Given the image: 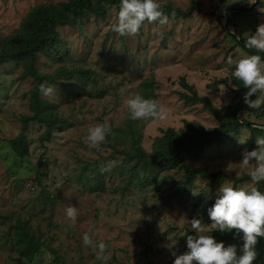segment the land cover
Masks as SVG:
<instances>
[{
    "label": "rangeland",
    "instance_id": "1",
    "mask_svg": "<svg viewBox=\"0 0 264 264\" xmlns=\"http://www.w3.org/2000/svg\"><path fill=\"white\" fill-rule=\"evenodd\" d=\"M67 1L0 0V40L20 26L34 5ZM159 2L168 22H145L133 35L113 31L116 6L107 7L104 19L90 15L77 26L58 28L67 49L65 58L55 61L40 55L37 68L47 74H55L59 67L69 72L46 85L56 87L52 95L41 93L55 105L64 123L45 139L46 127L30 122L25 131L30 153L24 158L17 156L9 140L23 130L21 117L32 112L35 80L24 77L23 67L15 62L0 65V264H21L13 242L18 223L27 224L44 244L25 264H173L172 252H185L186 235H195L191 219L214 203L222 184L258 188L251 180L235 181L248 171L241 167L242 153L257 148L256 137L264 136L245 126L220 144L213 143L199 157L185 155L176 169L150 172L130 161L131 128L140 145L153 153L156 140L169 127L188 132L186 121L206 129L220 124L204 101L185 98L192 96L190 87L226 120L233 119L231 112L240 96L231 76L234 65L228 60L250 54L239 47L232 33L238 31L247 38L264 24V0L252 4L247 0ZM237 7L247 9L232 11ZM170 9L189 11L190 16L173 18ZM147 82H152V89L145 96L142 85ZM136 95L164 106L167 118L132 120L127 101ZM263 109L264 104L245 106L237 117L264 129ZM101 123H107L112 132L98 148H89L88 129ZM134 165L139 180L131 172ZM192 166L222 175H197L187 184L185 174ZM193 190L202 192L193 196ZM70 206L78 209L75 221L66 216ZM85 233L94 242H105L102 256L106 260L97 257V249L83 244ZM205 234L221 240L227 233ZM169 236L176 243L171 250ZM258 262L264 264V260Z\"/></svg>",
    "mask_w": 264,
    "mask_h": 264
},
{
    "label": "trees",
    "instance_id": "2",
    "mask_svg": "<svg viewBox=\"0 0 264 264\" xmlns=\"http://www.w3.org/2000/svg\"><path fill=\"white\" fill-rule=\"evenodd\" d=\"M108 6H116L119 8L120 0H69L60 4H37L30 8L22 19L20 26L11 35L0 40V65L15 62L23 67L24 77H30L35 80V85L31 93L32 98L30 100L32 112L29 115L21 117L24 124L23 130L16 138L9 140L12 148L20 158H24L30 153L25 133L30 122L40 123L46 127L45 139H50L55 128L64 123V119L58 115L55 105L41 96L40 85L42 83L45 85L54 84L57 81L58 75L68 74L69 72L64 67H59L55 74L42 73L37 68L40 55H45L55 61H62L65 58L64 54L67 49L65 42L59 35L58 28L61 26H77L83 19L90 15L104 19L107 16ZM170 12L173 18L180 16L186 18L190 16L189 11L180 9H170ZM232 14L235 13L233 12ZM232 35L236 43L244 51L250 55L258 54L264 60V53L245 47L247 38H241L238 31L232 33ZM151 83L147 82L142 85L145 87V96L150 95L149 93L152 89ZM234 83L237 94L240 96V101L235 104L231 112L233 119L226 120L208 99L198 96L197 91L190 87L192 96H185V98L204 101V105L213 113L220 124L214 128L206 129L199 123L186 121L188 132L183 128L176 130L175 128L169 127L163 130L162 137L156 140L153 153H148L140 145L137 133L131 128L132 150L128 154L130 161L135 160V165L139 164L144 169L150 168V172L152 170H172L182 166L185 155H191L193 157L201 156L213 143L220 144L224 137L233 131H237L239 127L245 126L259 133H264L263 128L252 126L249 124L250 122L237 117L239 112L245 106H248L244 102V94H242L247 89L238 81L234 80ZM251 98L255 99L256 94H253ZM261 115H264V109ZM135 165L131 168V172H135L133 177L139 180V174L137 173L138 171H135ZM197 175L205 178H217L222 174L221 172L211 174L205 168L192 166L186 171V183L190 184ZM133 177L132 180H134ZM246 180H251L247 174L235 178L237 183ZM102 181L99 178L97 181L98 185L101 186L103 184ZM257 185L258 190L264 191V181H261ZM211 205L209 204L206 208L204 207L198 216L204 226H209L211 223L207 214V209ZM229 237L233 241L228 240ZM13 240L19 248V262L21 264L32 261L38 255L41 248L44 247L43 242L24 223L15 225ZM221 240L235 244L238 247L242 243L239 237L233 238L229 233ZM256 247L258 255L253 264H259L258 261L264 260V238L259 239Z\"/></svg>",
    "mask_w": 264,
    "mask_h": 264
},
{
    "label": "clouds",
    "instance_id": "3",
    "mask_svg": "<svg viewBox=\"0 0 264 264\" xmlns=\"http://www.w3.org/2000/svg\"><path fill=\"white\" fill-rule=\"evenodd\" d=\"M247 2L252 4L256 0ZM168 20L169 16L163 11L159 0H120L117 23L113 25V31L120 35H133L139 32L145 22L164 25ZM245 47L264 53V24H260L247 37ZM228 64L234 65L231 72L234 80L247 89L243 96L244 102L250 108H260L264 104V95H258L264 94V60L260 55L252 54L235 61L230 58ZM55 91V86H46L44 83L40 85V92L45 96H50ZM253 94H256L255 99L251 98ZM127 108L132 120L167 118L164 106L141 95L130 98ZM111 132L112 129L107 123L97 124L88 129L85 143L89 148H98ZM238 142L244 144L246 140L239 139ZM256 144L257 148L254 150H245L242 153L240 164L248 169L247 175L251 181L259 184L264 181V136L256 137ZM250 164L253 166L249 167ZM233 170L228 168V171ZM201 192L193 190L192 195L196 196ZM78 214L76 207L70 206L66 209V216L73 221ZM207 214L211 221L210 229L202 225L200 218H192L191 228L195 235H186L185 252L179 255L172 252L175 256L173 264H253L258 255V241L264 238V191L256 187L242 188L222 184L216 190L214 203L208 207ZM213 231L229 233L233 238L239 237L242 243L238 247L225 240H218L212 234H205ZM168 240L170 243L167 247L171 250L176 243L170 236ZM82 241L85 246L97 249L98 258L107 259L102 256L106 250L105 242H94L88 233L83 234Z\"/></svg>",
    "mask_w": 264,
    "mask_h": 264
},
{
    "label": "water",
    "instance_id": "4",
    "mask_svg": "<svg viewBox=\"0 0 264 264\" xmlns=\"http://www.w3.org/2000/svg\"><path fill=\"white\" fill-rule=\"evenodd\" d=\"M247 9V7H237V8H232V11H243ZM227 21H226V28H229V20H228V16L230 15L229 11L227 12Z\"/></svg>",
    "mask_w": 264,
    "mask_h": 264
}]
</instances>
